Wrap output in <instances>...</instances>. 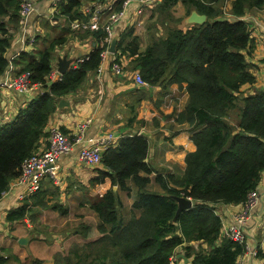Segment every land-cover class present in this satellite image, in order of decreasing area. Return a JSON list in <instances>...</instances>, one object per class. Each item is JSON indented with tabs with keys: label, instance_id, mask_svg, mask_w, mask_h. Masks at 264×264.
<instances>
[{
	"label": "trees",
	"instance_id": "1",
	"mask_svg": "<svg viewBox=\"0 0 264 264\" xmlns=\"http://www.w3.org/2000/svg\"><path fill=\"white\" fill-rule=\"evenodd\" d=\"M21 2L0 0V79L10 65L6 56L12 43L10 30L19 27ZM178 3L187 17L194 11L204 15L205 21L182 23L178 19L170 28L171 9ZM83 4L84 0H60L56 7L70 24L75 19L89 20L90 13L81 9ZM263 8L264 0H233L227 13L223 0H155L151 17L157 16L164 24V36H149L141 52L132 29L119 33L116 55H124L127 66L137 70L147 87L165 89L185 84L188 102L175 122L188 124L195 151L186 154L181 175L154 177L162 193L147 189L152 172L146 161L147 137L133 134L105 151L96 175L87 183L94 188L108 179L110 188L100 197L84 192V203L98 219L95 229L99 236L82 247L75 246L64 258L59 256L58 264H169L179 249L184 250L190 264L236 263L244 246L221 236L222 223L214 205L244 203L247 195L258 189L264 173V89L250 94L243 89L256 82L246 62L252 39L245 15ZM82 34L92 36L94 49L58 81L47 78L53 70V51L65 43L64 37L53 39L42 50L21 52L14 60L22 65L18 74L29 72L31 82L40 86L43 94L19 108L7 123L0 121V198L19 176L23 161L47 138L46 126L58 99L75 93L100 66L99 43L105 32L85 30ZM232 114L233 124L229 122ZM129 182L137 194L125 221L117 191L112 188L129 192ZM48 183H52V190L39 189L24 199L7 213L6 221L12 223L26 216L32 219L38 210L45 209L65 216L59 188L51 180ZM46 195L53 202L50 206ZM181 197L189 198L193 205L177 213L176 198ZM89 230L81 226L76 234L86 238ZM195 242L204 244L206 250L194 249ZM257 258L264 264V248L257 251ZM3 261L0 257V264Z\"/></svg>",
	"mask_w": 264,
	"mask_h": 264
},
{
	"label": "crops",
	"instance_id": "2",
	"mask_svg": "<svg viewBox=\"0 0 264 264\" xmlns=\"http://www.w3.org/2000/svg\"><path fill=\"white\" fill-rule=\"evenodd\" d=\"M84 2L86 4H83L81 9L87 13V9L94 2L91 4L87 0ZM232 2L233 0H228L225 12L230 10ZM151 5L144 6L139 16L149 18L152 12ZM137 9V4H130L118 28L119 32L122 33L132 29V34L138 38L139 50L142 52L147 47L148 40L146 36L142 42L141 37L134 34V30L139 27L137 21L139 16L135 14ZM58 12L53 8L50 0H33L31 12L21 19L19 27L15 31L10 30L12 43L6 55L7 58H10V65L0 81L9 80L19 73L22 65L15 64L14 60L21 52L42 50L50 41L58 37H64L66 41L53 51L54 82L60 80L65 72L71 69L76 59L89 56L95 47L92 36L74 32L75 30L71 29L65 16L58 14ZM245 18L252 39L246 62L256 78L254 85L243 88L247 94H250L259 88L264 89V8L251 12L247 11ZM31 37H34V42L32 46H29L28 42ZM60 62H67L68 64L64 73L59 71ZM110 65L111 58L109 57L101 62L99 66L101 72L96 71L94 74H90L75 93L59 98L56 109L46 126V129L56 126L65 135H71L78 125H86L81 143L73 145L68 154L59 157L57 160L54 166L55 180L46 176L39 188L42 191L52 190V183H48L51 180L53 185L59 188L58 199L61 205V201L65 202V198H71L70 194L74 198L77 192L82 191L78 204L70 205L68 203L66 206L68 209L74 205L78 211H85L89 207L83 201L84 191L90 197H100L110 188L108 179L103 184L90 188L87 182L96 175L95 169L97 167L84 165L77 160L78 151L82 147L94 146L100 138L113 135L118 138V145L122 138L133 134H146L145 137L149 142L146 161L152 170L149 175L151 181L147 189L156 193L163 191L154 182V177L160 174L181 175L185 167L184 158L186 154L195 151L188 124L175 122L176 115L184 110L188 102L185 84L182 87L173 84L165 89L141 87L134 82V73H137V70H131L126 61L122 63L120 74H114ZM42 94L43 89L38 85L34 86L27 95H21L0 87L1 123L10 121L19 108H24L30 100L40 97ZM60 100L66 101L68 106L59 108ZM46 144L45 138L40 148H44ZM72 179L76 182L69 181ZM78 183L79 185H77ZM128 185L129 192L119 191L116 187L112 188L117 191L125 221L129 218L137 194V188L134 184L129 182ZM62 191L65 193V198H62ZM257 191L261 201L255 209L249 212L245 228L247 243L251 249L264 248V173L261 176ZM23 193L24 188L22 186L13 187L7 189L0 198V257L4 260L2 264H33L35 260H39L40 264H58L59 256L62 254L67 256V252H71L75 246L82 247L80 239H87L82 242L85 244L99 236V234L94 233L90 237L88 234L86 238L79 237L70 250L67 248L66 253H62L64 248L61 242L57 243L59 236L50 230L53 228V223L48 219L46 220L47 217L52 216L50 214L53 213L51 209L38 210V215L35 213L32 219L26 216L20 221L7 222V213L21 205L24 200L22 198ZM45 199L49 206L53 204L49 195H46ZM190 201L193 205V201ZM242 206V204H215L214 212L220 218L222 226H226L232 223L233 215L239 212ZM35 215L37 216L35 217ZM40 224H43L45 229L49 231L43 230ZM22 238L27 239L25 244L19 242ZM192 245L196 250L198 248L206 250L205 245L201 242H195ZM176 255L185 256V252L183 249H179ZM243 260L245 264H263L261 259H253L250 256H245ZM183 264H190L189 260L187 263L183 261Z\"/></svg>",
	"mask_w": 264,
	"mask_h": 264
},
{
	"label": "built area",
	"instance_id": "3",
	"mask_svg": "<svg viewBox=\"0 0 264 264\" xmlns=\"http://www.w3.org/2000/svg\"><path fill=\"white\" fill-rule=\"evenodd\" d=\"M20 14L22 19L26 17L32 10L33 0H21ZM54 9L57 10L56 4L59 0H50ZM121 0H104V2H96L87 9L90 13V18L87 22L82 20H73L70 23L71 29L75 31L85 30H98L101 29L105 32V36L99 43L101 48L100 58L103 62L106 58H111V69L114 74L122 72V63L125 62V57L120 56L117 51L114 54L109 53L108 48L111 40L119 30L118 26L126 15V10L130 4H137L138 9L135 11L137 16L141 15V10L144 6L152 4L155 0H123L121 9L117 10V5ZM34 37L29 39V46H32ZM88 57H81L75 60L71 69L77 67ZM97 72H101L98 67ZM49 81H54V73L52 72L47 78ZM134 82L141 87H146V83L141 79L138 72L134 73ZM36 86L30 80L29 72H22L9 80L0 81V87L6 90H12L21 95H27ZM86 125L80 124L76 127L71 135H65L58 127H48L47 131V144L44 148H39L36 152L32 153L25 159L21 165L19 176L8 187L24 188L22 198H28L36 193L41 185L42 180L49 176L55 180L54 166L59 157L64 156L70 152L73 145L80 144L82 141L83 131ZM116 141V142H115ZM118 138L113 135L100 138L94 146L82 147L77 154V160L87 166L97 167L100 164L102 154L111 148H116ZM189 199V198H187ZM261 197L257 190L251 191L242 203V209L235 213L232 217V223L221 228V236L227 238L238 244L244 246V252L238 257L235 264H245L243 258L250 256L253 259L257 258V251L259 248L251 249L248 246L245 234L246 223L248 220L249 212L257 207ZM258 259V258H257ZM183 259L178 258V255H172L169 258V264H183Z\"/></svg>",
	"mask_w": 264,
	"mask_h": 264
},
{
	"label": "rangeland",
	"instance_id": "4",
	"mask_svg": "<svg viewBox=\"0 0 264 264\" xmlns=\"http://www.w3.org/2000/svg\"><path fill=\"white\" fill-rule=\"evenodd\" d=\"M87 1H90V0H87ZM91 3H92V1H90V4ZM95 3L96 2H94L93 4H95ZM227 3H228V0H223V11L224 12H225V8H226ZM227 12H225V13H227ZM151 14H152V12H151ZM140 17L141 16L137 17V21L139 22V27L134 30V34L139 35L141 37L142 42H143V40L146 39V36H147V40H148V37L151 36L152 34H155V36H164L165 35L166 27H164L163 23L159 22L160 19L157 16L151 17V15H150L149 18H144V16H143V17H141V19H140ZM171 17H172V19L167 22L168 25L170 26V28L175 26V22L178 19H180V20L182 19L183 20L182 23H186L185 18L187 16L185 15V10L180 3H178L175 7H173L171 9ZM75 20H78V19H75ZM140 23H141V25H140ZM74 32H78V34L84 33V31H74ZM117 33L118 34L120 33L119 30L117 31ZM229 122H231L232 124L235 123L233 114L231 115ZM69 181L72 183L76 182V181H73V179L69 180ZM77 185H79V183ZM62 193H63V194H61L63 196L62 198H65L66 197V196L64 197L65 193L63 191H62ZM81 193H82V191L77 192V195L74 198H72V194H70V196H71L70 199L65 198V202L61 201V203H62L61 208L68 210L67 214L65 216H61L56 211L51 210V212H53V213H50V214H52V216L46 218V220L48 219L49 221H51V223H53L52 224L53 228L50 230L53 232V234H56L59 236V237H57L59 239V241L57 243L59 244L61 242L62 247L64 248V251H62V253H66V250H68L67 248H69V250H70V248H72L74 246L77 238L81 237L79 234H76L77 231H81V226L90 227L91 230L87 233L88 237H90L94 233H97L95 227H96V223L98 222V219L94 215V213H92L89 209H86L85 211H78L74 207V205H72V208H69V209L66 207L68 203L70 205L71 204H78V202L80 201L79 198H80ZM84 200H85V195L83 194V201ZM47 211H50V210H47ZM121 211H122V209H121ZM81 212H82V214H81ZM38 213H37V215H38ZM78 214H81V215L79 216ZM37 215H35V217ZM40 225L42 226L43 230L49 231L48 229L47 230L45 229V226L43 224H40ZM63 237H66V238H63ZM85 240H87V239H85ZM85 240L80 239V243L82 245H84L82 242H84ZM67 253H68L67 255H69L70 252H67ZM65 256H66V254H62L60 257L64 258Z\"/></svg>",
	"mask_w": 264,
	"mask_h": 264
},
{
	"label": "water",
	"instance_id": "5",
	"mask_svg": "<svg viewBox=\"0 0 264 264\" xmlns=\"http://www.w3.org/2000/svg\"><path fill=\"white\" fill-rule=\"evenodd\" d=\"M205 21V16L204 15H199L197 14L196 12L192 11L188 17H186V20L185 22L186 23H196V24H202L203 22ZM118 39H119V34L117 32H115L112 40H111V43L109 45V48H108V51L109 53L111 54H114L116 52V44L118 42ZM60 69L59 71L61 73H64L65 72V69L67 67V62H60ZM63 106H68L67 102L64 101V100H60L59 103H58V107L61 108ZM139 135L141 136H145L146 134L144 133H140ZM176 201L178 203V208H177V213H179L180 211L182 210H186V209H189L192 207V202L187 199V198H176ZM27 241L26 238H22L19 240L20 243L22 244H25ZM178 258L180 259H183L185 263H187V259L182 256V255H178Z\"/></svg>",
	"mask_w": 264,
	"mask_h": 264
}]
</instances>
